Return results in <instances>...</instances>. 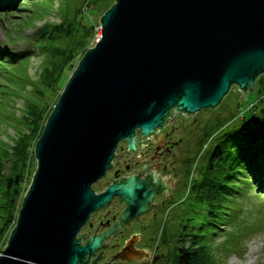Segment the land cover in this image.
<instances>
[{
	"label": "water",
	"instance_id": "obj_1",
	"mask_svg": "<svg viewBox=\"0 0 264 264\" xmlns=\"http://www.w3.org/2000/svg\"><path fill=\"white\" fill-rule=\"evenodd\" d=\"M100 27L36 143L0 264H77L102 240L76 239L92 211L120 195L128 220L155 197L135 177L94 194L120 142L134 150L137 129L152 134L174 109H214L264 74V0H115Z\"/></svg>",
	"mask_w": 264,
	"mask_h": 264
},
{
	"label": "rangeland",
	"instance_id": "obj_2",
	"mask_svg": "<svg viewBox=\"0 0 264 264\" xmlns=\"http://www.w3.org/2000/svg\"><path fill=\"white\" fill-rule=\"evenodd\" d=\"M18 1L14 10L7 9L3 12L0 8V49L29 51V58L17 65L3 63L0 66V158L4 156L5 150H10L18 135L26 130L20 123V117L27 102L25 100L34 98L35 89L32 80L38 79L43 69L42 64L47 58V54L40 50L42 43L35 41L39 28L48 23H60L67 17L78 20L80 25L89 24L91 20L95 27L89 44H94L97 34H101L100 19L103 12L110 8L115 0H95L97 2L95 5H92L94 0H50L41 6L37 4L44 3L41 0ZM77 9H83V11L76 13ZM62 72H64L63 76L58 79L55 88L66 86L69 80V78L66 79L67 73ZM256 83L254 92L241 91L233 85L216 108H204L189 117L181 112L175 120L176 125L186 129L183 145L184 160L188 165L185 170L188 175L184 179L183 202L179 208L183 212L184 220L178 227V231L183 233L184 225H186L185 231L188 236L186 235L185 238L189 239L192 233L197 235L208 233L205 239L208 247L205 250L210 251L215 264H264V195L260 193L259 188L252 183L237 181L241 187V193H226L221 196V202L229 206L227 209L229 216L220 213L217 216L209 214L212 208L206 206L205 202H201L199 200L201 197L197 193L203 179L202 173L209 166L210 153L218 142L220 134L225 129L239 127L243 122L239 120L240 113L261 97V84L259 81ZM58 94V92H54V95L50 91L46 92L45 97L40 100V106L52 105ZM258 108L261 112L264 102L259 104ZM6 166L9 168L10 162H7ZM36 168L37 160L33 162L31 170L35 173ZM34 173H29V177ZM225 182L228 186L236 184L235 179H228ZM187 184H189L188 187ZM25 192L22 193L19 204L22 203ZM218 218L228 220L221 225L223 229L207 224ZM174 230L173 227L172 231ZM10 234L11 232L6 235L5 240L3 239L1 250L7 245ZM180 242L173 235L171 264H177L175 247L178 244L184 248L189 246L188 239ZM201 257L202 255L197 264H202Z\"/></svg>",
	"mask_w": 264,
	"mask_h": 264
},
{
	"label": "trees",
	"instance_id": "obj_3",
	"mask_svg": "<svg viewBox=\"0 0 264 264\" xmlns=\"http://www.w3.org/2000/svg\"><path fill=\"white\" fill-rule=\"evenodd\" d=\"M41 1L44 3H37L39 6L48 3L50 0ZM18 2V0H0V8L3 12L7 9L14 10ZM96 3L94 0L92 5ZM81 11L83 9H77L76 13ZM105 12L103 13L105 14ZM87 24L80 25L78 20L67 17L57 24H44L39 28L38 35L35 36V41L42 43L40 50L47 54V58L42 64L43 69L38 79L36 81L32 80L35 89L34 98L25 100L27 102L24 103V112L20 117V123L26 130L18 135L10 150H5L4 156L0 158V253L6 235L11 232L17 222L18 213L22 206V203L19 204L20 197L25 191L26 195L29 189L28 186L33 176L31 174L29 177V173H34L31 167L33 162L36 161V143L44 131L60 93L64 90L65 85L55 88L58 79L62 78L64 73L62 71L67 73L66 79L70 78L86 51L94 45H90L89 41L95 25L91 20ZM28 58L29 51L0 49V66L3 63L17 65L23 60H28ZM258 81L261 84V97L240 113L239 120L243 122L239 127L225 129L220 134L218 142L210 153L209 166L202 173L203 179L199 184V192L197 193L201 197L199 200L212 208L209 213L207 207H205L207 212L213 216H217L218 213L229 216L227 211L229 206L221 202V196L226 193H241V187L237 181L254 184L256 188H259L260 193L264 195V108L261 109V112L258 108V105L264 102V74L257 79ZM48 91L53 95L54 92L59 94L52 105L48 107V104H46V106L41 107L40 100L45 97ZM250 115L252 117L249 118ZM7 162H10L9 168L6 166ZM228 179H235L236 184L228 186L225 182ZM231 208L233 209V207ZM226 221L228 222V220ZM226 221L218 218L216 221H210L207 224L211 227L215 226L223 229L221 225H224ZM185 227L186 225H184L181 239L179 238L178 242L188 239L189 246L184 248L180 245V242L175 247L177 253L176 263L197 264L200 255H202L200 258L202 264H215L210 251L205 250L208 247L205 242L208 233L199 235L192 233L190 234L191 239L185 238L186 235L188 236Z\"/></svg>",
	"mask_w": 264,
	"mask_h": 264
},
{
	"label": "flooded vegetation",
	"instance_id": "obj_4",
	"mask_svg": "<svg viewBox=\"0 0 264 264\" xmlns=\"http://www.w3.org/2000/svg\"><path fill=\"white\" fill-rule=\"evenodd\" d=\"M179 113L174 109L152 134L137 129L134 150L127 141L120 142L112 166L91 185L94 194L135 177L156 191L155 197L147 210L128 220L121 217L128 204L120 195L92 211L76 239L80 246L90 245L94 237L102 240L77 264H171V240L173 235L177 239L182 236L178 227L184 217L179 208L188 175L183 145L186 129L175 124Z\"/></svg>",
	"mask_w": 264,
	"mask_h": 264
},
{
	"label": "built area",
	"instance_id": "obj_5",
	"mask_svg": "<svg viewBox=\"0 0 264 264\" xmlns=\"http://www.w3.org/2000/svg\"><path fill=\"white\" fill-rule=\"evenodd\" d=\"M100 28H101V27H100ZM100 35H101V34H99V35L97 34L96 41H98V40L100 39Z\"/></svg>",
	"mask_w": 264,
	"mask_h": 264
},
{
	"label": "clouds",
	"instance_id": "obj_6",
	"mask_svg": "<svg viewBox=\"0 0 264 264\" xmlns=\"http://www.w3.org/2000/svg\"><path fill=\"white\" fill-rule=\"evenodd\" d=\"M96 42H97V41H96ZM96 42H95V43H96ZM95 43H94V44H95Z\"/></svg>",
	"mask_w": 264,
	"mask_h": 264
}]
</instances>
